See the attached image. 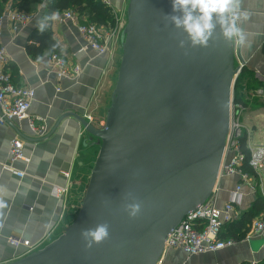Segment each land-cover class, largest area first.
Wrapping results in <instances>:
<instances>
[{"label": "water", "instance_id": "obj_1", "mask_svg": "<svg viewBox=\"0 0 264 264\" xmlns=\"http://www.w3.org/2000/svg\"><path fill=\"white\" fill-rule=\"evenodd\" d=\"M166 14L171 0L127 1L103 126L70 113L99 140L78 212L57 238L4 264H158L168 234L212 193L243 60L218 32L208 47L179 48L185 34ZM130 203L141 206L134 218ZM100 223L109 237L86 248L81 230Z\"/></svg>", "mask_w": 264, "mask_h": 264}, {"label": "crops", "instance_id": "obj_2", "mask_svg": "<svg viewBox=\"0 0 264 264\" xmlns=\"http://www.w3.org/2000/svg\"><path fill=\"white\" fill-rule=\"evenodd\" d=\"M47 1L36 4L24 25L14 28L5 14L0 26V43L7 57L5 70L13 83L32 87L35 91L28 119L0 124V201L4 205L0 207V264L26 254L25 246L11 245L9 237L26 240L40 249L57 238L75 218L95 157L83 126L70 113L84 119V115L89 114L94 120L92 124L99 127L105 118L104 103L110 99L108 92L116 81L117 44L103 54L91 48L79 51L85 40L76 23L64 18L66 10L56 11L59 19L51 22V31L62 49L61 57L69 66H79L80 72L58 80L47 62L48 54L43 53L42 60L28 55L29 35L37 29L36 21L43 17ZM101 1L109 7L117 22L120 21L128 0ZM7 8H12L10 2L5 4L2 13ZM242 8L249 13L248 20L242 24L249 44L234 48L243 60L244 74L253 78L251 86L257 93L264 94V0H243ZM80 19L87 21L86 16L79 18V22ZM30 122L43 128L41 134L33 133ZM14 137L21 140L27 162L15 160L11 166L22 176L5 169L9 163L10 141ZM236 180V177L218 180L217 207L226 202ZM53 186L66 187L61 198L51 195ZM252 200L250 189L244 185L234 220L250 207ZM251 228L243 238L234 240L233 245L216 252L187 255L181 249H164L158 264L258 263L264 260V243H252L261 241L264 236L250 235L247 240Z\"/></svg>", "mask_w": 264, "mask_h": 264}, {"label": "built area", "instance_id": "obj_3", "mask_svg": "<svg viewBox=\"0 0 264 264\" xmlns=\"http://www.w3.org/2000/svg\"><path fill=\"white\" fill-rule=\"evenodd\" d=\"M14 28L24 25L30 18V14L16 8H7L6 12L0 15V26L5 18ZM64 18L70 19L76 23L77 30L85 40V45L79 51L85 48H91L98 54H103L113 48L114 44L119 43V35L122 29L121 22H117L114 27L98 26L89 21L79 22V17L74 10L68 9L64 12ZM47 62L58 80L76 76L80 72L77 65L69 66L64 57L52 53L47 56ZM7 57L5 48L0 43V124L6 121H17L28 119V109L34 99L35 91L32 87L26 85H17L12 82L10 73L5 70ZM233 103V102H232ZM236 104H233L235 107ZM240 106V105H239ZM231 115L229 123V133L226 138L222 162L219 168L218 180L222 177L235 176L237 178L234 187L229 191L228 199L219 208L216 206L217 185H215L210 196L198 206L194 211L189 212L181 222L168 234L165 241V248H175L183 250L187 255L216 252L229 247L235 243L233 239H219V233L222 226L234 220L237 214V206L242 197V187L249 185L251 177L241 171L243 154L238 148V139L233 137L234 132L239 131V125L234 123ZM85 120L94 123L91 115H84ZM103 122L99 127L103 126ZM30 128L35 134H41L42 127L36 126L30 122ZM249 146V145H248ZM250 149V160L248 164L257 173L264 165V147L256 145ZM27 158L23 155V145L19 138L14 137L10 141L9 163L5 169L22 176L21 172L16 171L11 166V162ZM217 180V182H218ZM66 192L65 186L51 187V195L55 198H61ZM264 236V218L255 220L252 224L251 233L248 235ZM8 242L15 247L23 245L26 248V254L37 250L38 245H30L26 240H20L15 237H9ZM250 264H256L252 261Z\"/></svg>", "mask_w": 264, "mask_h": 264}, {"label": "clouds", "instance_id": "obj_4", "mask_svg": "<svg viewBox=\"0 0 264 264\" xmlns=\"http://www.w3.org/2000/svg\"><path fill=\"white\" fill-rule=\"evenodd\" d=\"M242 4L243 0H171L172 14L163 15V18L185 34V39L178 41L181 49L208 47L217 32L225 42L243 48L249 44L248 34L242 27L249 13L242 8ZM57 19L58 12H52L37 19L35 26L43 33L50 22ZM38 59L42 60L43 56ZM3 206L0 201V207ZM140 207L139 203H130L125 205V211L134 218L140 212ZM81 236L85 247L91 248L109 237V225L100 223L94 228L82 229Z\"/></svg>", "mask_w": 264, "mask_h": 264}, {"label": "trees", "instance_id": "obj_5", "mask_svg": "<svg viewBox=\"0 0 264 264\" xmlns=\"http://www.w3.org/2000/svg\"><path fill=\"white\" fill-rule=\"evenodd\" d=\"M40 1L41 0H0V15L7 2H10L12 8L30 13ZM68 9L74 10L79 18L86 16L87 21L95 23L98 26L114 27L116 25V17L110 11L109 7L101 0H48L43 16L51 14L52 12ZM80 22H82L81 19ZM28 40L30 43L26 45V51L34 60H38V57L46 52L48 55L55 53L58 56H62V49L52 35L51 22L43 33H40L37 29L33 30ZM54 45H56V47L53 50ZM244 72L243 68L235 81L234 91L236 90L240 76H242ZM233 104H240L242 107L245 106L243 101L237 99L235 94L233 97ZM238 148L243 154L241 171L247 173L250 177L255 176V171L248 164L251 154L245 133L238 137ZM239 215L238 219L229 221L222 226L218 236L219 239L239 240L250 230V225L254 222L255 218H264V195H254L250 207L242 211ZM256 264H264V260Z\"/></svg>", "mask_w": 264, "mask_h": 264}, {"label": "rangeland", "instance_id": "obj_6", "mask_svg": "<svg viewBox=\"0 0 264 264\" xmlns=\"http://www.w3.org/2000/svg\"><path fill=\"white\" fill-rule=\"evenodd\" d=\"M125 21L126 18L124 14L119 22H121L123 26L125 24ZM117 46H118L117 53L119 55V60L116 67V77L120 62V56H121L119 43H117ZM252 80L253 78L251 76H249L246 73L245 74L242 73V76H240V80L237 83L235 91L233 87L232 101L235 94L237 99L243 101L245 106L242 107L240 104H236V106L233 107V103H232V109L234 108V111L232 112V120L234 121V123L239 125V131L237 133L234 132L232 138L237 137L238 139L239 136L245 133L247 136V143L251 148H253L256 145H262V147H264V94H260L256 92V89L253 86H251ZM113 87L109 90L108 92L109 95H111ZM109 101H106L104 103L105 111L108 108ZM91 142L93 147L92 155L96 157L99 146V140L96 138H92ZM229 177H235V176H229ZM250 183L251 184L247 185V187L248 189H250L252 197L257 194L264 195V167H262L259 171H257L255 176L251 177Z\"/></svg>", "mask_w": 264, "mask_h": 264}]
</instances>
